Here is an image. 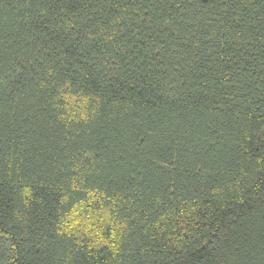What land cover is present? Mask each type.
Segmentation results:
<instances>
[{"label":"trees","instance_id":"1","mask_svg":"<svg viewBox=\"0 0 264 264\" xmlns=\"http://www.w3.org/2000/svg\"><path fill=\"white\" fill-rule=\"evenodd\" d=\"M0 264H264V0H0Z\"/></svg>","mask_w":264,"mask_h":264}]
</instances>
